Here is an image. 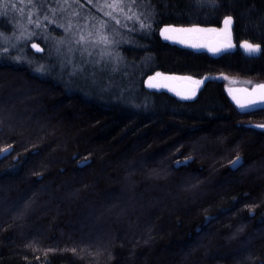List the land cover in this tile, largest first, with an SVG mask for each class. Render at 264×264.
I'll return each mask as SVG.
<instances>
[{
    "label": "trees",
    "instance_id": "trees-1",
    "mask_svg": "<svg viewBox=\"0 0 264 264\" xmlns=\"http://www.w3.org/2000/svg\"><path fill=\"white\" fill-rule=\"evenodd\" d=\"M20 2L0 20V264H264V109L240 112L222 78L264 81V52L239 48H264V0H123L100 60L59 55L52 22L106 25L115 0H22L44 32L7 41ZM229 16L217 56L161 34ZM157 74L205 82L180 98Z\"/></svg>",
    "mask_w": 264,
    "mask_h": 264
},
{
    "label": "rangeland",
    "instance_id": "rangeland-1",
    "mask_svg": "<svg viewBox=\"0 0 264 264\" xmlns=\"http://www.w3.org/2000/svg\"><path fill=\"white\" fill-rule=\"evenodd\" d=\"M13 2L18 4V0H13ZM11 3L10 0H0V20L1 18H6L5 16L11 12L10 9H8ZM102 7H104L105 11H113L114 17H111L110 21H106V25L97 23L93 27H89L88 25L84 26V24L77 23V27L73 26L71 21L68 20L66 17L65 19H59V22H56L54 20L53 26H57L58 28H61L65 31V37L62 39V44L66 48H60L59 50V55L65 56L67 59L70 54H74V51L79 52L80 55H84L85 59L86 58H94L96 60L100 59H115L116 58V46L117 43H119L121 40L118 38V28L117 25L119 24V21H128L129 15L124 12L123 10L116 9V7H108L107 5L102 4ZM17 10L18 17L14 19L15 23V32L14 34H11L9 37L5 35L4 39L5 40H11L13 41H23L29 38L30 34L34 33H39V35L43 34L42 32V23L41 21H36L34 20V17H37L40 15L41 11H39L38 6H34V10L30 11L32 14H26V12L23 10V2L21 0L19 7ZM49 14L54 10L53 8H50ZM72 10L71 8H68L66 12H64L63 15L70 16V19L72 20ZM20 16V17H19ZM31 16V17H30ZM31 20V23L29 22ZM225 21V19H224ZM222 23L221 27L215 28V27H200V26H189V27H173V26H166L163 27L161 30V34L164 31V29H200L204 31H198L197 33L201 36L202 41H203V49L201 51H206V46H205V40L208 38H211L214 33H219L221 42L229 43V37L227 33H225L223 30L225 28V23ZM57 23V24H56ZM30 25L33 26L30 28ZM8 25L1 23V27L5 28ZM80 26V27H79ZM109 27L108 29H106ZM215 30V31H211ZM231 31V28H230ZM114 32V33H113ZM190 32H184V31H169L166 35L170 38H165V35H162V37L165 40L175 42L181 46L190 48L192 50H196V46L199 45V43L195 42L197 41L196 37H193V42L191 45H186L185 43L189 40L187 34ZM81 37H84V42L83 43H78L80 41ZM106 38V39H101V38ZM56 39L53 37L52 42L53 44L56 45V48L59 47V42L55 41ZM230 42L231 45L236 47V45L233 43L232 36L230 37ZM36 44V42L31 41L30 46L32 44ZM16 44V43H15ZM195 45V46H194ZM15 48L14 43L12 44L11 48ZM42 50V49H41ZM40 50V51H41ZM36 51V50H35ZM37 51V52H40ZM92 60V59H91ZM90 61V60H89ZM63 64H68L65 62H62ZM166 76V75H164ZM170 76V75H169ZM171 77H181V79H188L190 83H195L196 81H199L200 83L198 84V87L202 86V84L205 82V79H192L188 76H176V75H171ZM225 80V88L227 89L228 87H234V86H241V87H247V86H255L260 83H263L264 81H259L256 79H244L238 76H222ZM15 81V80H13ZM18 81V80H17ZM255 82V83H254ZM196 84V83H195ZM252 86V87H253ZM158 88V87H157ZM161 89H167V88H161ZM173 93L171 89H167ZM198 90V89H197ZM196 90V91H197Z\"/></svg>",
    "mask_w": 264,
    "mask_h": 264
},
{
    "label": "water",
    "instance_id": "water-1",
    "mask_svg": "<svg viewBox=\"0 0 264 264\" xmlns=\"http://www.w3.org/2000/svg\"><path fill=\"white\" fill-rule=\"evenodd\" d=\"M241 43L240 45H242ZM227 43L225 42H219L215 48H211L209 44L206 47V52L213 56H217L222 52L232 50V47H227ZM239 45L240 50L248 55L252 56L256 53H248L245 51L243 47ZM34 50L40 51L41 48L37 44H32L31 46ZM203 47L196 48V51H201ZM210 49H219L218 51H211ZM154 78V79H152ZM164 78H169V79H164ZM157 84V85H167V86H160L158 88H167L171 89L172 91L175 92V94L180 97V98H192L196 90L199 88L197 84L195 83H190L188 79H181V77H171V76H162V75H156L154 77L149 78L146 81V85L149 87V83ZM264 85L263 83H260L258 85H255L251 88L248 87H241V86H234V87H228L226 89L227 94L230 98V100L234 103L236 108L242 112V113H248L260 109H264V100H261L260 97L262 94H264V89L259 88L258 86ZM149 88H155V87H149ZM235 97V98H234ZM239 101L242 104H248L247 108H241L239 104L237 103ZM249 101H255V103L249 104ZM252 127L263 130L264 131V123H253L251 125ZM7 152V150H4L3 153Z\"/></svg>",
    "mask_w": 264,
    "mask_h": 264
},
{
    "label": "snow or ice",
    "instance_id": "snow-or-ice-1",
    "mask_svg": "<svg viewBox=\"0 0 264 264\" xmlns=\"http://www.w3.org/2000/svg\"><path fill=\"white\" fill-rule=\"evenodd\" d=\"M196 3L198 4H208L211 5L213 7H215L219 0H195ZM123 3V0H115V3L113 5H107L108 7H119L120 4ZM137 0H130V4H129V10H131V6L136 4ZM129 19H131V17H129ZM31 23V20L29 21ZM225 28H224V32L227 33L228 37H229V43L227 45V47H232L231 42H230V37H231V25L233 23V19L232 17H226L225 18ZM143 26V25H142ZM169 31H184V32H198V31H204V30H200V29H164V31L162 32V35H165V38H170L168 37L166 34ZM211 31H215V30H211ZM84 37H81L80 41H78V43H83L84 42ZM101 39H106V38H101ZM195 46V45H194ZM241 47H243L245 49L246 52L252 54V53H259V52H264V48L261 47L260 44H254L248 41H245L242 45H240ZM211 51H218L219 49H210ZM159 76V74H157ZM154 79V78H152ZM164 79H169V78H164ZM197 85L200 83L199 81L195 82ZM160 86H167V85H157V84H153V83H149V87H160ZM261 89H264V85H260L258 86ZM235 98V97H234ZM261 100H264V94L261 95L260 97ZM237 103L239 104V106L243 109V108H247L248 104H242L239 101H237ZM251 103H255V101H249V104ZM239 164V159H237L236 162H234L233 166L235 167L236 165Z\"/></svg>",
    "mask_w": 264,
    "mask_h": 264
},
{
    "label": "flooded vegetation",
    "instance_id": "flooded-vegetation-1",
    "mask_svg": "<svg viewBox=\"0 0 264 264\" xmlns=\"http://www.w3.org/2000/svg\"><path fill=\"white\" fill-rule=\"evenodd\" d=\"M189 40L185 43L186 45H191L192 42H193V37H196L197 38V43H199L198 46H196V48H199V47H203V41H202V38L201 36L197 33V32H190L189 34H187ZM221 38H220V34L219 33H214L213 36L211 38H208L205 40V46L207 47V45L209 44V46L211 48H215L216 45L221 42L220 41ZM195 48V49H196ZM255 83V82H254ZM253 85L251 86H247L248 88H251Z\"/></svg>",
    "mask_w": 264,
    "mask_h": 264
}]
</instances>
